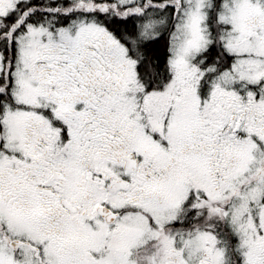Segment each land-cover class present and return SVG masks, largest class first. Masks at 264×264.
<instances>
[{"label":"snow or ice","instance_id":"1","mask_svg":"<svg viewBox=\"0 0 264 264\" xmlns=\"http://www.w3.org/2000/svg\"><path fill=\"white\" fill-rule=\"evenodd\" d=\"M0 264H264V0H0Z\"/></svg>","mask_w":264,"mask_h":264}]
</instances>
